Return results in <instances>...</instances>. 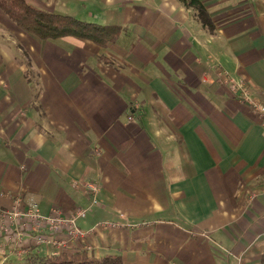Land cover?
<instances>
[{"label":"crops","instance_id":"1","mask_svg":"<svg viewBox=\"0 0 264 264\" xmlns=\"http://www.w3.org/2000/svg\"><path fill=\"white\" fill-rule=\"evenodd\" d=\"M28 1L123 31L45 40L0 9V206L72 215L95 184L60 252L264 264V125L231 88L264 103V0H202L215 32L179 0ZM56 250L5 243L0 264Z\"/></svg>","mask_w":264,"mask_h":264},{"label":"trees","instance_id":"2","mask_svg":"<svg viewBox=\"0 0 264 264\" xmlns=\"http://www.w3.org/2000/svg\"><path fill=\"white\" fill-rule=\"evenodd\" d=\"M192 8L199 22L210 32L215 23L202 0H179ZM0 9L20 29L41 39H59L76 36L91 40L100 46L116 41L123 28L119 25H103L83 21L71 15L56 13L30 3L28 0H0ZM12 264H124L117 255L98 256L88 248L64 250L58 254L32 255L23 262Z\"/></svg>","mask_w":264,"mask_h":264},{"label":"built area","instance_id":"3","mask_svg":"<svg viewBox=\"0 0 264 264\" xmlns=\"http://www.w3.org/2000/svg\"><path fill=\"white\" fill-rule=\"evenodd\" d=\"M233 92L239 93V98L252 107L259 115L264 125V103L257 101L248 90L247 85L242 82L231 80ZM76 185L79 183L76 182ZM91 192L95 194L92 205L99 204L96 196L98 187L90 184ZM14 206L2 208L0 206V236L4 242L0 241V251L6 244L11 248L18 249L21 244H25L26 239H33L38 244L52 245L57 248L53 254L60 253L61 248L69 246V240H76L83 236V232L77 225L79 218L86 217L90 207L79 208L72 215H63L55 209L50 215L41 211L39 203L35 200L26 201L22 195L16 197ZM109 226L108 222L101 224Z\"/></svg>","mask_w":264,"mask_h":264},{"label":"rangeland","instance_id":"4","mask_svg":"<svg viewBox=\"0 0 264 264\" xmlns=\"http://www.w3.org/2000/svg\"><path fill=\"white\" fill-rule=\"evenodd\" d=\"M0 12H1V10H0ZM3 15H5V19H7V21L9 22V23H11L12 22V20L4 13V12H1Z\"/></svg>","mask_w":264,"mask_h":264}]
</instances>
